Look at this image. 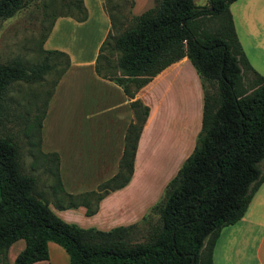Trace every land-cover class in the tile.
Masks as SVG:
<instances>
[{
	"label": "trees",
	"instance_id": "trees-1",
	"mask_svg": "<svg viewBox=\"0 0 264 264\" xmlns=\"http://www.w3.org/2000/svg\"><path fill=\"white\" fill-rule=\"evenodd\" d=\"M29 1L0 0V21ZM152 1L151 8L125 17V27L113 34L117 16L102 0L110 28L98 47L94 71L132 98L171 62L186 57L198 76L203 97L200 129L192 151L144 215L135 222L106 229L80 226L54 214L42 191L36 189L35 175L21 170L17 143L0 134V264H7V247L17 238L24 240V246L15 255L14 264L47 259L48 240L64 248L69 264H213L212 248L220 229L244 215L252 194L264 180V77L249 64L236 37L228 9L234 0H207L206 6L192 0ZM64 2L69 11L56 16L70 15L76 21L86 18L82 0ZM119 5L111 8L120 15ZM132 5L129 0L128 8ZM210 18H216L218 24L201 27L200 22ZM104 50L116 53L113 64L104 59ZM40 51L43 58L38 63L19 59L0 63V122L8 115L10 85L18 81L41 83L47 71L61 66L36 123L38 149L48 97L69 64L63 51L42 46ZM244 69L252 75L246 83ZM129 105L134 118L124 134L116 173L94 190L63 194L54 202L55 207L82 206L85 215H91L104 194L128 181L137 137L148 113L138 99ZM39 153L52 157L57 179L53 193L56 188L62 192L57 154L40 149Z\"/></svg>",
	"mask_w": 264,
	"mask_h": 264
},
{
	"label": "crops",
	"instance_id": "crops-1",
	"mask_svg": "<svg viewBox=\"0 0 264 264\" xmlns=\"http://www.w3.org/2000/svg\"><path fill=\"white\" fill-rule=\"evenodd\" d=\"M132 1L131 13H138L135 11L138 0ZM236 1L245 5L253 0H234L228 9L249 64L258 71L264 70L253 58H258L254 49L264 53L260 38L264 31L254 29V22L261 18L264 22V16L260 14L264 9L254 11L256 7L248 6L242 14L244 21L239 22L232 11ZM82 3L86 18L76 21L70 15L57 16L42 44L43 49L65 52L69 64L48 97L39 132L40 149L44 153L57 154L62 188V192L59 188L56 193L50 190L52 198H47V207L59 217L80 226L84 225L75 219L76 215L91 220L84 227L108 229L135 222L159 199L166 183L193 149L200 129L203 97L198 76L190 61L183 56L140 86L132 98L126 96L116 83L96 74L94 60L110 28V21L102 0H82ZM253 12L260 17L253 16ZM238 27L245 35L240 34ZM134 99L140 100L148 108V113L137 137L128 181L104 194L98 201L96 212L91 215H85L82 206L55 207L54 202L63 194L94 190L99 182L116 173L124 134L134 118L129 105ZM259 211L261 218L256 216ZM241 226L246 231H256L258 240L252 249L254 264H264V180L252 194L244 215L225 228H230L229 232ZM23 242L22 238H17L9 243L7 264H14V257L23 248ZM46 243L47 259L29 264H69L63 247L51 240Z\"/></svg>",
	"mask_w": 264,
	"mask_h": 264
},
{
	"label": "rangeland",
	"instance_id": "rangeland-1",
	"mask_svg": "<svg viewBox=\"0 0 264 264\" xmlns=\"http://www.w3.org/2000/svg\"><path fill=\"white\" fill-rule=\"evenodd\" d=\"M194 4L200 6H206L207 0H192ZM105 4L109 8L111 14L117 16L115 22V28L112 30L113 34L119 33L127 24L125 17H129L131 9L128 8L129 0H104ZM124 2V3H123ZM264 0H253L245 5L240 4V1H236V5L232 6V11L236 19L241 22L243 19L244 9L248 6L264 9ZM120 4L121 14L119 15L116 9H112V4ZM154 5L152 0L143 2L138 0L135 7V11H142L145 8H151ZM132 8V7H131ZM252 8V9H253ZM69 11V8L65 5L64 0H31L24 5L21 9L16 11L11 17L0 21V63H9L14 59H19L25 63H38L43 58L41 50V41L45 32L49 28V23L52 19L61 13ZM130 12V13H128ZM251 16L252 14L248 12ZM262 17L264 12L260 13ZM260 14L253 12V16L260 17ZM57 17V16H56ZM254 18V17H252ZM262 19V18H261ZM261 19L256 23L258 26H254L258 32L264 31V22ZM238 23V26L240 23ZM201 27L206 28L211 24H218L216 18L204 19ZM242 26V25H241ZM240 26V27H241ZM244 26V24H243ZM242 26V28H243ZM214 28V27H212ZM238 31L243 34L238 27ZM260 37V36H259ZM263 40L264 36L260 37ZM259 38V39H260ZM247 47V45H245ZM260 47H258L259 49ZM251 53V49H249ZM263 50V49H262ZM255 54L253 57L258 64L264 67V53L260 50L254 49ZM104 59L106 57L110 63L113 64L116 59V53L104 50ZM103 63L104 61L101 60ZM61 68L57 65L47 71L40 82L30 81H18L10 85L8 89V115H5L1 120L0 134L9 135L12 140L17 143L19 150V160L21 163V170L25 172L33 173L36 177V189L42 191V195L45 198H52L51 192L53 187H56V169L55 163L52 161V157L43 156L39 153L37 146V129L36 123L39 120V114L42 110L43 104L46 100V96L51 88L52 82L55 79L56 70ZM255 68V67H254ZM260 69V68H259ZM255 71L264 77V70ZM244 82H248L252 77L251 73L247 70L242 72ZM38 107V110L35 107ZM41 150V149H40ZM259 166H263V161L259 163ZM256 216L261 218L260 211ZM153 215L152 218H155ZM75 219L82 225H87L91 220L86 216L76 215ZM227 226V225H225ZM225 226L219 231L217 238L215 239L217 245H213L212 259L213 264H254V256L252 249L257 243L256 231L248 229L247 232L242 228H234L229 231ZM229 227V226H228ZM234 227V226H233ZM232 228V226H231ZM223 231V232H222ZM228 232V233H227Z\"/></svg>",
	"mask_w": 264,
	"mask_h": 264
}]
</instances>
